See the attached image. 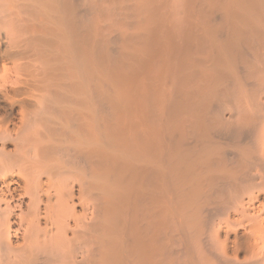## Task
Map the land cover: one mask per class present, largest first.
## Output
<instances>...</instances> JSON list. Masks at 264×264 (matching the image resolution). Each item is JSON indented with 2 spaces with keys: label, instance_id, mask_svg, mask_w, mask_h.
Masks as SVG:
<instances>
[{
  "label": "bare ground",
  "instance_id": "bare-ground-1",
  "mask_svg": "<svg viewBox=\"0 0 264 264\" xmlns=\"http://www.w3.org/2000/svg\"><path fill=\"white\" fill-rule=\"evenodd\" d=\"M0 264H264V0H0Z\"/></svg>",
  "mask_w": 264,
  "mask_h": 264
}]
</instances>
